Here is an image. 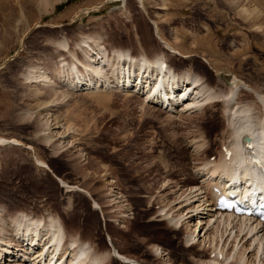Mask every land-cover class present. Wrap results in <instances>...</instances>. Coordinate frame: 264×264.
<instances>
[{
  "label": "rangeland",
  "instance_id": "1",
  "mask_svg": "<svg viewBox=\"0 0 264 264\" xmlns=\"http://www.w3.org/2000/svg\"><path fill=\"white\" fill-rule=\"evenodd\" d=\"M94 38L108 54L163 56L178 75H200L224 94L230 87L223 77L241 81L237 105L251 107L253 125L261 127L264 0H54L48 7L0 0V137L20 143L0 145V205L11 210L17 201L13 212L60 213L69 231L100 253L115 247L141 264H201L199 247L184 241L197 221L179 230L160 213L176 211L190 186L203 187L199 168L220 156L232 118L222 102L167 111L132 88L65 89L58 71L61 61L71 63L67 50L83 56L77 44L94 46ZM35 70L54 73L57 90L34 85L27 76ZM70 203L75 222L66 220ZM93 213L97 227L86 218Z\"/></svg>",
  "mask_w": 264,
  "mask_h": 264
},
{
  "label": "bare ground",
  "instance_id": "2",
  "mask_svg": "<svg viewBox=\"0 0 264 264\" xmlns=\"http://www.w3.org/2000/svg\"><path fill=\"white\" fill-rule=\"evenodd\" d=\"M53 1L41 0L46 7L50 6ZM137 1L143 4V0ZM94 41L96 42L94 46L85 40L81 44L80 42L77 44V50H80L83 58L80 54L74 53L70 49L67 50L73 56L71 63L61 61L58 71L59 79L65 89L71 91L94 89L99 92L103 87L113 91L118 90L120 86L126 90L132 88L133 92L142 93L146 101H156L160 103L161 109H167V111L177 108L179 104L182 107L180 112L196 110L202 105H213V102L225 104L226 111L224 112L229 113L227 116L232 118V122L229 120L231 129L228 130V133L222 134V145H226L227 140L230 139L228 148L231 151L230 158L225 159L224 155H221L215 161L209 159L206 165L202 164L203 168H199L197 175L204 178L203 187L190 188V186V189H184L182 196L179 195V200L183 197L184 200L174 202H177L173 207L176 211L173 208V211L170 210L171 208L163 209L161 213L165 214L162 220L178 229H183L185 226L190 228L189 226H192L190 223L197 221L191 228L194 230L190 229L191 231L188 232L185 239L191 243L188 247H199L200 255H194V257H199L197 262L201 264H256L253 261L254 258L264 260V223L256 218L223 211L216 205L218 194L222 189L226 195L237 194L251 202H255L261 196L264 201V193L259 191V187L262 186L261 182H264V163L261 165L254 160V156H257L264 162V124L257 127V119L254 126V114L253 118L249 117L252 108L247 105L242 108L238 107L239 95L235 92L238 91V87L242 86L241 81L235 78L232 81H227L223 77L222 81L226 82L227 87H230L229 92L224 94L216 87H212L200 75L190 73L178 75L177 71H173L166 63L163 56H155L150 59L144 54L135 55L121 49H113L112 54H108L105 48H101V45L97 44L95 38ZM57 43L64 48L68 47L65 40H58ZM165 44L172 47L167 41ZM164 62L166 65H163ZM34 72L27 76L34 85H42L51 91L56 89L54 73L48 74L38 70ZM182 92L184 94H181ZM258 96L261 97V95ZM186 98L188 99L185 100ZM239 114L245 117L241 118ZM236 119L239 120L235 122ZM247 134L250 136L251 145H254L253 150L250 147L246 148L239 141L241 136ZM9 142L20 144L17 140L0 137L1 146ZM201 143L203 145L204 142ZM75 189L85 192L82 189L67 186L68 191ZM177 193L179 192L176 191ZM112 201L116 200H111V203ZM18 204L17 201H13L11 210L0 205V264H108L112 257H118L129 264H141L133 258L121 255L115 247L109 252H98L93 244L91 246L89 242L81 240L78 234L69 231L62 221L60 213L50 211L42 215L34 214L31 211H20V208L13 212L15 208L18 209ZM103 207L96 202L93 209L99 211L100 215L104 217L105 210L103 209L105 207ZM68 209H70L69 212H74L71 203ZM176 212L178 214H175ZM201 214L207 216L201 218ZM184 216L187 217L184 219ZM66 218V220L72 218L75 222L77 212L68 214ZM86 218L93 219L95 222L93 226L97 227L96 213L90 214ZM212 218L215 220L214 223L211 222ZM233 232L235 233L233 234ZM236 246H240V248L236 250ZM205 250L209 252L208 259H204ZM214 252L217 254L212 256ZM155 253L163 256L160 247L155 248ZM251 253L254 256L252 259L249 256ZM191 259L196 261V258ZM261 262L259 260L257 264H264V261Z\"/></svg>",
  "mask_w": 264,
  "mask_h": 264
}]
</instances>
